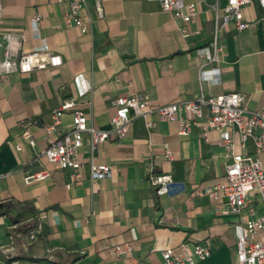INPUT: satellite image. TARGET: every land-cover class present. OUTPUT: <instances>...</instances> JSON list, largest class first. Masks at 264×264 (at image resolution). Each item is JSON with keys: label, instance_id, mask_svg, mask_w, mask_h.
Masks as SVG:
<instances>
[{"label": "crops", "instance_id": "1", "mask_svg": "<svg viewBox=\"0 0 264 264\" xmlns=\"http://www.w3.org/2000/svg\"><path fill=\"white\" fill-rule=\"evenodd\" d=\"M75 1L82 0H0V61L33 52L62 58L58 67L0 75V264H132L110 254L114 245L125 242L136 248L138 264H160L164 249L184 242L209 247L211 256L199 264H233L234 224L250 218L251 210L263 214V205L259 197H249L239 216L219 214L217 202L202 194L224 179L229 164L221 132H210L206 142L199 128L183 137L176 122H158L148 130L137 118L126 138L112 135L93 154L85 134L83 178L75 183L71 170L36 157L48 146L43 126L51 125L53 112L70 99L90 114L96 129L106 131L111 130L115 101L141 93L155 107L202 91L206 96L239 93L248 110H260L262 7L253 0L243 9L250 27L237 32L231 24L224 32L222 82L207 85L200 80L196 51L211 40L214 0H185L199 9L191 28L201 35L189 38L178 30L182 22L150 0H85L82 16L92 25L82 34L66 23ZM226 3L221 0L222 7ZM39 14L42 20L34 31L31 21ZM3 34L17 39L8 47ZM73 111L62 117L60 133L72 129ZM27 128L35 147L22 137ZM166 146L176 156L173 161L165 158ZM248 150L255 152L252 143ZM91 162L111 166L113 177L91 181ZM43 168L51 172L49 178L26 183L28 174ZM152 176L169 177L183 188L159 195Z\"/></svg>", "mask_w": 264, "mask_h": 264}, {"label": "built area", "instance_id": "2", "mask_svg": "<svg viewBox=\"0 0 264 264\" xmlns=\"http://www.w3.org/2000/svg\"><path fill=\"white\" fill-rule=\"evenodd\" d=\"M150 1L160 3L164 11L170 12L176 21L182 22L178 30L183 38L201 35L200 29L191 28L192 22L199 14L196 2ZM204 1L207 3V0ZM257 1L262 7L264 19V0ZM252 2L253 0H227L226 5L222 7L221 0H214L210 5L214 14L211 40L196 51L202 83L214 85L222 82L220 65L224 63L223 34L231 24L237 32L250 27V23L244 18L243 9ZM85 5V0L72 2L66 13L68 27L78 28L82 34H87L92 25L90 19L82 16ZM98 9L101 11L100 7ZM41 20V14L33 18L32 30H38ZM2 38L8 47L17 39L12 34H3ZM60 65L62 58L58 54L24 53L17 58L0 61V75L14 72L29 73ZM76 106L77 102L74 99L66 100L53 112V123L43 126L48 146L36 157L38 160L45 157L49 163L61 170H71V183L83 178L80 155L85 146V134L90 137V150L93 154L112 135L120 140L126 138L132 122L137 118L144 120L148 130H154L158 122H176L179 124V135L183 137L191 136L193 130L199 128L201 137L206 142H209L210 132H221V140L229 164L224 179L206 188L202 194L208 195L217 202L215 206L217 213L234 216L242 213L249 197H259L263 205V214L259 215L251 210L250 218L234 224L237 258L233 264H264V107L257 111L248 110L244 106V97L239 93L206 96L202 91L192 99L160 107L152 106L148 94H134L120 97L115 101L116 111L110 121L111 130L106 131L96 129L91 123L90 114L76 109ZM72 110H74L72 129L60 133L59 125L62 117ZM152 114L157 116V120H148V116ZM22 137L30 146L35 147L36 140L28 128L24 130ZM250 143L253 144L254 153L248 150ZM238 148L244 152H239ZM21 149V146H17L18 151ZM165 158L169 161L176 158L168 146L165 147ZM89 175L91 181L98 182L112 178L114 173L111 166L91 162ZM50 176L51 172L43 168L39 172L28 174L25 180L27 184H31ZM152 184L158 187L159 195L176 193L183 188L182 183L173 182L166 176H152ZM70 186L71 184L67 185V188ZM132 234L134 239H137L135 230H132ZM135 252L134 245L127 242L114 245L110 249L112 257L138 264ZM210 256L211 250L208 246L184 242L177 247L164 249L160 264H199Z\"/></svg>", "mask_w": 264, "mask_h": 264}]
</instances>
